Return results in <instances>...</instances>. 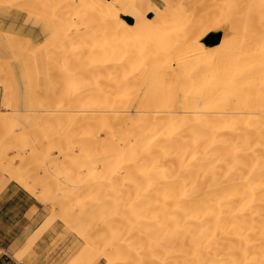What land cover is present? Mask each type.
Returning <instances> with one entry per match:
<instances>
[{
    "label": "bare ground",
    "instance_id": "bare-ground-1",
    "mask_svg": "<svg viewBox=\"0 0 264 264\" xmlns=\"http://www.w3.org/2000/svg\"><path fill=\"white\" fill-rule=\"evenodd\" d=\"M19 2L44 38L21 72L47 83L0 112V177L72 221L86 246L68 264L101 226L107 264H264V0Z\"/></svg>",
    "mask_w": 264,
    "mask_h": 264
},
{
    "label": "rangeland",
    "instance_id": "rangeland-1",
    "mask_svg": "<svg viewBox=\"0 0 264 264\" xmlns=\"http://www.w3.org/2000/svg\"><path fill=\"white\" fill-rule=\"evenodd\" d=\"M6 1L7 0H0V112L4 114L8 113L9 110L16 106L25 108L26 110L27 108L40 106L42 104L41 99L44 93V85L47 83L46 76L40 73L41 68H39V64L31 63L30 65H26L25 69L21 72L22 68L25 66L23 63L24 60L28 62L30 57H25L27 54L26 41L28 39H33L37 41V43H43L44 38L40 34V29H37L34 36L32 31L29 30L30 25L25 20L26 13L22 11V9L26 7L24 3L19 2L16 5L9 6ZM197 3L198 4L192 5V9H195V11L212 5L211 0H197ZM39 17L43 22H48L50 16L46 17L41 14ZM43 22L41 24H44ZM212 33L208 34L206 38L218 39L222 30ZM1 55H4L9 62H4ZM17 55H19V58H16ZM42 63L43 62H41V64ZM15 80L21 89L18 98L16 92L10 93L11 88H16ZM26 113L29 114L30 112L27 111ZM41 125L39 121V125L35 129L40 128L41 130ZM28 126L29 124H27V127ZM37 135L39 141V132ZM33 142L36 143V141ZM15 155V151L9 153V156ZM45 157L46 154L44 152L37 154V156H30L29 151L26 152V158L28 162H30V167L37 169L40 179L43 177L42 164ZM50 158L53 159V161L54 159H58L56 162L58 166L60 158H58L57 152H53ZM53 169H55V167H53ZM53 169L51 172L54 171ZM8 178L7 175L0 177V186ZM24 191L25 193L20 191V198H22V200H10L12 204L9 209L14 210L12 216H14L15 213L21 215V210L34 202L42 207L39 211L40 217L38 218V220L42 222L36 227L37 232L33 239L17 251L14 258L20 264H68L80 251L84 250L86 246L85 241L81 239L78 231L75 230V225H71L72 221L66 224L65 221L61 219L59 215L61 211L58 210V206L53 208L52 204L35 199L29 192L26 190ZM34 212L37 213V209L31 211L29 216ZM36 222L37 221H35V223ZM107 233V228L102 226L96 231V239H94L95 245L89 250L86 258L88 264H107V260L98 253L97 249L99 248H95L96 244L104 246L108 243L105 239ZM121 248L127 259H131L133 262V258L136 254L135 252L138 250H134L132 247ZM7 254L11 255L10 249H7ZM3 260H5L4 257Z\"/></svg>",
    "mask_w": 264,
    "mask_h": 264
},
{
    "label": "crops",
    "instance_id": "crops-1",
    "mask_svg": "<svg viewBox=\"0 0 264 264\" xmlns=\"http://www.w3.org/2000/svg\"><path fill=\"white\" fill-rule=\"evenodd\" d=\"M24 190L15 181H10L7 185L3 183L0 186V264H20L14 255L33 239L37 232L36 227L42 222L38 220L42 207L34 202L24 207L21 215L15 213L12 216L14 210L9 209L12 204L10 200H22L20 191L25 193ZM35 209L38 212L29 216L30 212ZM7 249L11 250V255L7 254Z\"/></svg>",
    "mask_w": 264,
    "mask_h": 264
},
{
    "label": "water",
    "instance_id": "water-1",
    "mask_svg": "<svg viewBox=\"0 0 264 264\" xmlns=\"http://www.w3.org/2000/svg\"><path fill=\"white\" fill-rule=\"evenodd\" d=\"M128 20H130V18H127ZM212 34H218V33H212Z\"/></svg>",
    "mask_w": 264,
    "mask_h": 264
}]
</instances>
